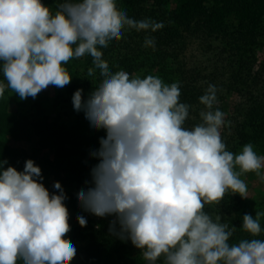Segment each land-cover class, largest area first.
Segmentation results:
<instances>
[{
    "label": "clouds",
    "instance_id": "clouds-1",
    "mask_svg": "<svg viewBox=\"0 0 264 264\" xmlns=\"http://www.w3.org/2000/svg\"><path fill=\"white\" fill-rule=\"evenodd\" d=\"M57 7L53 14L42 0H0V71L20 99H35L50 85L71 83L64 66L70 59L92 57L87 75L99 70L102 80L87 99L77 89L72 104L106 136L91 153L99 160L92 186L77 193L83 211L114 216L109 232L130 240L149 264L160 257L163 264H264V240L230 244L235 227L204 211L229 190L247 198L242 174L255 172L264 181V156L251 143L239 154L226 150L220 131L225 113L213 110L216 86L209 84L199 98L207 109L200 112L202 123L185 128L190 105L179 100V82L112 73L99 50L120 40L125 28L156 32L163 22L134 20L116 0H64ZM144 46L155 48V39L146 37ZM4 93L0 83V98ZM6 164L0 161V264H70L76 248L66 238L69 211L61 183L53 184L58 194L50 193L33 160L23 171ZM261 217L264 212L244 214L243 231L258 236ZM77 221L87 225L83 215Z\"/></svg>",
    "mask_w": 264,
    "mask_h": 264
},
{
    "label": "trees",
    "instance_id": "trees-1",
    "mask_svg": "<svg viewBox=\"0 0 264 264\" xmlns=\"http://www.w3.org/2000/svg\"><path fill=\"white\" fill-rule=\"evenodd\" d=\"M140 1L126 0L127 7L123 10L134 20L151 19L163 22L164 27L156 32L128 29L130 34L127 38L122 36L118 41H111L112 53L108 51L104 54L108 65L133 69L146 67L147 62L156 66L158 60L165 63L172 59L177 67L166 74L170 84L179 82L180 102L190 105L184 127L191 129L202 123L191 117L196 115L201 119L199 107L203 105L199 98L207 88L199 85L200 73L187 71L182 61L181 53L187 47L183 36L199 35L203 39L221 40V55L226 54L228 61L221 58L226 63L213 69L208 82L216 86L222 69L227 89L241 98L234 112L227 117L221 138L226 150L236 139L240 143L261 146L264 143V59L256 69L257 62L250 55L256 52L257 40L264 32V0H245L239 7H229L230 0H176L175 4L171 0H154L150 7H142ZM233 17L238 21L237 25L231 21ZM149 36L155 39V48L144 46L145 38ZM14 95L13 104L21 110L17 114L9 111V103L5 99H0V161L8 162L4 169L12 166L17 171H23L25 161L31 159L41 168L42 183L50 193L58 194L50 183L53 178L64 189L67 209L73 206L74 200L80 207L77 193L92 186L91 169L99 160L91 153L99 149L100 139L106 136V132L93 129L84 113L74 109L69 121H50L42 104L45 100L43 91L35 99L28 97L29 105L28 98L22 100ZM24 110L26 113H22ZM9 139L20 142L35 139L37 147H33L31 152L14 149L8 147ZM45 151H50L52 156L45 155ZM219 207H224V204ZM77 239L85 240V237L78 233ZM72 244L75 246L74 242ZM96 246L91 245L85 251L75 246L76 256L70 264H147V261L131 253L115 257L113 250L104 259L98 250L105 252L106 248L104 245Z\"/></svg>",
    "mask_w": 264,
    "mask_h": 264
},
{
    "label": "rangeland",
    "instance_id": "rangeland-1",
    "mask_svg": "<svg viewBox=\"0 0 264 264\" xmlns=\"http://www.w3.org/2000/svg\"><path fill=\"white\" fill-rule=\"evenodd\" d=\"M176 0H171L172 4H175ZM245 0H230L229 7L237 6L239 7L244 3ZM42 2L50 8V10L55 13L58 10V0H42ZM126 0H116L117 7L120 10L126 9L127 4ZM154 0H141L140 4L142 7H150L153 5ZM229 21V25L231 26V21L237 25V20L234 17ZM229 26V27H230ZM239 28V27H238ZM124 33L122 36L127 38L130 34L128 28L123 29ZM184 42L187 44V47L184 52L181 53V58L183 59V63L185 64L187 71L200 73V83L201 87L208 88L209 86V75L212 73L215 67L220 68L223 64H225L227 60L226 54L221 55V47L222 41L219 39H209V38H201L199 35H195L190 37L188 34H184L183 36ZM258 45L256 48V52L252 53L250 57L255 58V68L257 69L260 65L261 61L264 59V32L260 33V38L257 40ZM111 41L107 48H99L103 53V59L105 60L104 54H108L107 52L111 49ZM115 51H117L115 49ZM226 59L224 62L223 59ZM148 65L143 66L142 68H124V67H112L109 66V70L112 73H116L117 71L124 70L129 73L130 78L133 76H139L141 78H146L149 75L160 78L165 84L171 85L169 83V78L166 74L167 71H173L177 67L172 59H168L165 63H161L158 60V64H153L150 66V63L147 62ZM69 74L72 77V81L69 85L60 89L55 86H49L47 89L43 90V94L45 96V100L43 99V106L46 112V115L50 121L54 120H64L69 121L70 114L72 112L73 104H72V96L77 89H83V97L89 95L94 88L98 87L102 78L99 75V70H96V74L93 77L87 75L88 69L90 67H94L92 63V57L90 55H85L79 59L72 58L69 62L64 65ZM221 73H219V78L216 81L217 91V100L218 103L214 105V109H219L223 113H225V124L227 121V117L234 112V108L236 104L239 103L241 98L236 93H232L227 89V83L223 82L225 77L222 75L224 70L220 69ZM0 83L5 84V93L2 99H5L9 103V111L11 113H20V109L16 104H13V98L15 97V93L7 87V81L3 77L2 71H0ZM1 99V98H0ZM29 105V98L26 100ZM24 100V102H26ZM28 107V106H27ZM29 108V107H28ZM200 111H206V107L200 106ZM193 111L195 109L193 108ZM22 113H26L25 110ZM29 113V112H28ZM193 120H200L196 115L192 116ZM224 126L221 128V134L223 132ZM37 141L34 139L31 142L26 141H18L14 139H9L8 147L14 149H21L28 152H31L33 147H37ZM249 143H240L239 139L233 141V144L228 148L230 152L234 154H239L242 152L243 146ZM253 145L254 151L259 156H264V143L259 145ZM45 155L52 156L50 151H45ZM236 171H239L237 167ZM261 174L264 175V168L261 169ZM246 186H247V198H242L239 194H233L231 190H229L221 202L219 204H205L204 211L209 214L214 220L216 216H220V222L226 223L229 225V228L235 227V232L233 236L230 237L229 243L236 244L241 239H261L264 240V217L260 218L261 224V233L252 237L250 234L243 231L242 223H243V215L251 214L253 218H255L256 212H264V181L260 179L259 176L256 175L255 172L244 173L240 176ZM56 182L53 178L50 179L51 185ZM220 204H224V207H219ZM69 225L70 232L67 234L66 238L70 239V241L75 243V246L80 248L82 251L87 248H90L94 245L98 248L99 245H104L106 251L98 250L101 253V257L104 259L107 258L108 255L111 254V250H113L115 257H119L121 255H126V253H131L134 257H140L143 259L142 254L139 249L132 245L130 240H121L116 235H113L109 232L110 222L115 219L114 216H106V217H97L88 212L83 211L82 208L78 207L76 201L74 200L73 206L69 208ZM83 215L87 220V225L85 227H81L77 221V216ZM118 227V226H117ZM80 233L85 237V240H78L77 234ZM119 250V251H118ZM97 251V250H95ZM118 251V252H117ZM89 253H93L90 251ZM161 260L155 262V264H163V257H160ZM144 260V259H143ZM122 261V260H121ZM147 264L149 262L147 261Z\"/></svg>",
    "mask_w": 264,
    "mask_h": 264
}]
</instances>
